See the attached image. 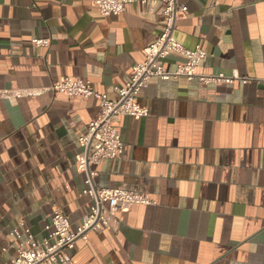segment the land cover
Listing matches in <instances>:
<instances>
[{"label":"crops","instance_id":"1","mask_svg":"<svg viewBox=\"0 0 264 264\" xmlns=\"http://www.w3.org/2000/svg\"><path fill=\"white\" fill-rule=\"evenodd\" d=\"M93 0H0V264L44 237L54 210L77 228L79 138L97 99L49 91L66 79L119 99L144 50L165 29L164 5L126 4L102 16ZM174 38L201 46L198 74L230 83L153 79L139 98L147 117H124V152L91 170L99 188L148 196L114 231L78 240L72 264H264V0H181ZM50 40L42 47L33 40ZM184 58L173 54L165 68Z\"/></svg>","mask_w":264,"mask_h":264},{"label":"built area","instance_id":"2","mask_svg":"<svg viewBox=\"0 0 264 264\" xmlns=\"http://www.w3.org/2000/svg\"><path fill=\"white\" fill-rule=\"evenodd\" d=\"M162 3L165 29L156 41L144 50V60L132 68V74L122 88H118L119 99L111 101L107 95L94 90L90 82L66 79L51 85L49 91L67 97H93L98 100L101 112L92 120L86 133L79 138L82 154L76 166L85 173V188L82 194L93 203L82 216L80 225L73 228L69 218L59 210H54L50 223L44 227V237L36 240L28 232L27 241L16 248V256L11 264H72L70 252L78 240L88 241L89 235L99 231H114L121 223L119 214L137 205H151L148 196L126 191L122 188H99L94 182L96 172L91 166L120 158L124 152L120 121L124 117L141 119L149 111L143 107L139 98L153 79L171 80L186 78L198 79L209 84L230 83L231 78L224 75H204L196 72L197 67L207 54L197 46L193 50L184 48L174 38V30L179 20L188 15V8L181 0H93V7L104 17L119 15L126 4ZM37 46L48 47L50 40H33ZM173 54L180 55L184 61L174 71L165 68V61ZM16 90H0V98L20 97Z\"/></svg>","mask_w":264,"mask_h":264}]
</instances>
